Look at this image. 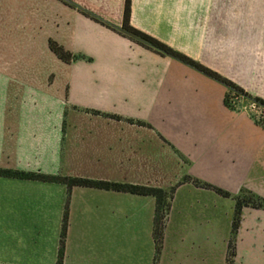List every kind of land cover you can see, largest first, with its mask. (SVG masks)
Instances as JSON below:
<instances>
[{
    "label": "crops",
    "instance_id": "1",
    "mask_svg": "<svg viewBox=\"0 0 264 264\" xmlns=\"http://www.w3.org/2000/svg\"><path fill=\"white\" fill-rule=\"evenodd\" d=\"M49 2L63 8V0H0V73L7 74V80H0V169L65 175L69 129L82 126L106 131L107 151L119 147L120 183L131 179L159 185L161 151L167 150L168 162L203 184L231 194L246 185L255 192L256 184L264 191V129L246 112L225 104L230 92L223 84L121 34L126 0L104 1L105 9L114 8L117 25L111 20L112 28L106 27L116 44L105 49V58L109 72L122 76L120 83L109 82V88L119 89L121 106L132 113L117 119L72 113L66 94L58 99L33 96L37 87L32 81L14 76L37 67L46 70ZM130 25L258 98L255 82L264 81L259 76L264 73V0H131ZM21 61L29 68L18 65ZM80 120L88 123L79 125ZM161 137L169 148L161 150ZM148 163L159 171L149 174ZM64 189L59 184L0 178V232L42 231L48 209L58 205L61 227ZM117 195L127 200L128 194ZM219 197L214 190L182 184L173 196L175 213L185 216L196 208L222 215L224 198L220 203Z\"/></svg>",
    "mask_w": 264,
    "mask_h": 264
},
{
    "label": "rangeland",
    "instance_id": "2",
    "mask_svg": "<svg viewBox=\"0 0 264 264\" xmlns=\"http://www.w3.org/2000/svg\"><path fill=\"white\" fill-rule=\"evenodd\" d=\"M104 1L63 0V8L51 5L50 1L46 70L42 67L43 71H40L37 67L32 72H18L14 77L18 81H32L33 86L37 87L33 88V96L58 99L66 94L72 113L108 115L117 119L121 114L132 112L127 111L126 106H121L119 89H111L108 85L109 82L120 83L122 76L120 72L110 73L106 64L108 58H105V49L110 43L116 44L106 27L112 28L108 23L111 20L117 25L114 22V8L105 9ZM51 41L65 52L80 55L83 59L76 61L78 63L74 66L63 65V61L50 50ZM43 61L42 58L41 66ZM116 61L115 68L119 71V57H116ZM2 62L0 58V65ZM18 65L29 68L27 62L21 61ZM5 76L7 74L0 73V80H7ZM259 76L263 77L264 73ZM46 81L47 86L44 85ZM255 85L256 96L263 100V79L257 80ZM236 98L230 95V105L246 112L264 129V109L247 98L246 101ZM87 123V120L79 121V125ZM91 129L70 127L66 161L62 169L65 175H60L120 183L123 179L119 173V162L123 153L119 152V147L107 151L108 133ZM160 139L161 150L169 148L163 144L162 137ZM165 152L161 151L159 185H141L131 179L121 184H138L167 192L174 189V193L182 184L207 188L206 184L183 175L178 165L173 166L171 161L168 162L171 155L169 157L168 151ZM146 167L150 169L148 173L151 175L159 171L150 163ZM147 179L144 181H157V178ZM262 186L256 184L254 192L251 191L252 185H246L235 194L221 188L229 193V197L220 195L218 199L221 203L224 198L222 215L212 210L199 212L195 208L187 210V215L180 216L175 213L177 202L172 200L168 217L163 221L161 247L156 260V200L130 194L126 200L117 195L120 193L79 187L74 188L69 196L65 187L64 211L69 201V226L64 264H264V208L257 207L261 201L254 197L264 201ZM57 194L59 197V191ZM237 198L243 204L238 212ZM206 203L214 205L213 202ZM59 208L58 205V209H48L46 227H41L42 231L0 232V264H56L62 218Z\"/></svg>",
    "mask_w": 264,
    "mask_h": 264
},
{
    "label": "trees",
    "instance_id": "3",
    "mask_svg": "<svg viewBox=\"0 0 264 264\" xmlns=\"http://www.w3.org/2000/svg\"><path fill=\"white\" fill-rule=\"evenodd\" d=\"M130 17H131V0H126L125 6V14H124V21L120 33L128 37L129 39L139 43L140 45L152 49L161 55L169 56L178 61L182 62L183 64L195 69L196 71L200 72L201 74L209 77L210 79L217 81L223 84L229 90V95L226 97L225 104L232 108L229 103V97L231 94L235 95L236 97H243L249 100H252L258 106L264 109V100L252 97L247 94L243 89L239 86L234 84L233 82L229 81L228 79L222 77L216 72L206 68L205 66L201 65L200 63L186 57L185 55L171 49L170 47L162 44L161 42L155 40L154 38L148 36L147 34L133 28L130 25ZM50 49L51 51L63 62L67 64H71L78 60L83 59L80 55H74L69 52H65L63 48L57 46L55 42H50ZM0 178H8V179H17V180H24V181H33V182H43V183H51V184H59L63 185L67 188V194L70 196L71 191L76 188H86V189H94L100 191H109V192H116L122 194H130L134 196H141V197H152L156 200V210H155V217H154V239L156 242L157 253L155 260L159 256L160 252V240L162 238V226L163 221L166 217H168V213L171 207V201L173 200L174 196V189L167 192L163 189L158 188H149L145 186H138V185H129V184H121V183H114L108 181H95L89 180L84 178H71L65 177L62 175H45L41 173H33V172H21V171H13V170H5L0 169ZM209 189H213L217 194L225 197H229V193L224 192L219 188H214L210 185L206 186ZM256 200L261 201V203L257 204V207L264 208V201L259 197L254 196ZM168 199V202H167ZM237 203V212L240 211L242 208V203L239 198L236 199ZM69 226V201H67L65 206V211L63 215V222L61 226V233H60V240H59V250H58V259L56 264H64V257H65V250H66V242H67V231Z\"/></svg>",
    "mask_w": 264,
    "mask_h": 264
}]
</instances>
